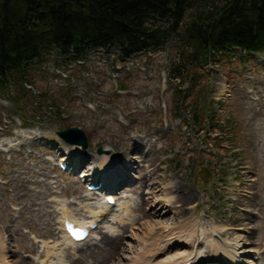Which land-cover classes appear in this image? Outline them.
Returning <instances> with one entry per match:
<instances>
[{"label":"rangeland","instance_id":"1","mask_svg":"<svg viewBox=\"0 0 264 264\" xmlns=\"http://www.w3.org/2000/svg\"><path fill=\"white\" fill-rule=\"evenodd\" d=\"M178 44L176 39L127 63L92 57L58 66L53 59L30 68L32 86L10 90L16 102L0 97V238L11 264H41L51 246L57 252L49 264H129L151 235L153 243L175 244L171 254L182 256L194 248L184 241L186 226L207 222L214 239L239 253V264H264V54L237 52L211 69L209 85L203 82L210 110L228 121L224 136L231 133L225 137L231 142L218 148L216 134L189 115L200 105L190 83L169 79ZM223 84L227 92L221 94ZM178 99L183 103L177 105ZM68 129H81L88 148L75 149L56 135ZM69 155L70 161L87 157L76 176L57 167ZM103 155L110 163L130 164L125 174L132 182L116 194L118 204L94 240L71 248L62 234L63 208L83 220L103 207L102 196L93 199L87 190L93 180L79 178L86 171L103 176ZM176 188L191 192L194 201L182 207ZM154 210L163 216L144 218ZM173 229L180 234L168 238ZM106 234L112 240L124 236L118 250L101 245ZM95 247L92 256L84 253Z\"/></svg>","mask_w":264,"mask_h":264},{"label":"trees","instance_id":"2","mask_svg":"<svg viewBox=\"0 0 264 264\" xmlns=\"http://www.w3.org/2000/svg\"><path fill=\"white\" fill-rule=\"evenodd\" d=\"M176 39L170 81L190 83L200 104L190 117L222 143L231 142L210 110L204 72L237 49L264 52V0H0V96L16 102L11 91L32 86L34 65L53 59L58 66L76 64L109 48L119 50L118 62H127Z\"/></svg>","mask_w":264,"mask_h":264},{"label":"bare ground","instance_id":"3","mask_svg":"<svg viewBox=\"0 0 264 264\" xmlns=\"http://www.w3.org/2000/svg\"><path fill=\"white\" fill-rule=\"evenodd\" d=\"M220 87H221L220 88L221 94H223L224 92H227V89H226L227 86L225 84L220 85ZM138 148L140 149V147ZM75 149L77 148L75 147ZM70 156L68 158V161L71 159ZM86 160H87L86 156H81L80 159H78V161H76V159H74L73 161H76V163L74 162L75 166H80L86 163L85 162ZM100 165L101 167H103L101 168L102 170L101 174L102 175L104 174V178L105 180H107L105 181L106 188L110 189L114 193L117 192V193L122 194L124 191H126V187L130 186V181L132 180L127 178L124 173L125 171H127V169L130 170V164H128L129 166L128 165L120 166L121 164L120 163L116 164L115 160L112 163H110L109 158L103 155L102 158L100 159ZM150 168H152V165H150ZM120 170H122V172L118 173L120 172ZM114 172L116 173V175H114L115 174ZM153 175H155V173H153ZM113 177L116 178L115 181L113 183H109V180H111V178ZM154 185L152 186L153 189H155ZM176 193H177L176 201L177 200L180 201L182 203V207L194 201L195 197L191 192L189 193L186 191L181 192L179 188H176ZM93 194L97 195L96 193H93ZM87 197L88 196L86 195L85 196L86 200H87ZM148 203L149 202L143 203V205L140 207V210L145 211L144 206H146ZM167 203L171 204V205L167 204V207H169V209L172 210L174 199L168 200ZM151 211L146 212V214L144 215V218L150 219L152 217H161L164 214L163 211H160V210L159 211L154 210L153 212ZM109 212H111L110 206L106 204L105 208L102 211H98V212L91 211V217H92L91 219L99 215H102V214L105 217V215H108ZM63 213H64V216L61 219V224H63V221L65 218H74L70 216L67 206H64ZM75 220L77 223L79 222V224L81 225L87 223L85 219H83V221H79L77 219ZM190 224H188L186 226V229L184 230L188 232V235H186V238L184 239V241L186 240L188 243H191L194 246V248H192L191 245L188 246L190 248V252L187 251L185 252V254L182 253V256L179 254L172 255L171 251L176 248L175 244L174 246L173 245L170 246V245H163V243L157 244L155 243V241L153 243V240H155L154 239L155 236L151 235V237L149 236L150 237L149 239L145 240L144 245L140 248L139 253L129 264H187L188 262L192 264H239V262L236 260V256L239 253L237 252L234 254L235 252L234 247L228 249L225 246V242H223V240L217 241L214 239L213 233L211 232V230L208 229V227H211L210 222H207V224L206 223L205 224H200V223L195 224L194 223V225H192V223ZM164 229L165 228H163L162 230ZM240 229H235V230H240ZM127 230L128 228L126 226L124 227L122 233H124L125 235L127 233ZM199 232H200V237L198 236ZM167 234H168L167 235L168 238H173V236L179 235L180 231L179 233H176V229H173V230L167 231ZM64 238L69 247H78L80 249H84V245L88 243L86 242L84 244H75L71 242L66 236H64ZM120 239H124V236H122ZM120 239L118 238L117 240H120ZM117 240H112V238L108 234H106V236L101 239V245L104 248L109 247L112 250H118L119 243H117ZM200 240L203 241V244L201 245V247H199ZM196 245L198 246L196 247ZM7 249L8 248L6 246L5 241H3V239L0 238V264H11L9 261V257H8L9 251ZM96 249L98 248L97 247H95V249L90 248L87 251H84V253L88 254L89 256H92L95 253ZM56 252H57V247L55 246H51L50 248L48 247V253L45 255V257L41 261V264H49L51 257ZM222 256L224 257L225 261L222 259ZM73 263L78 264L80 262L74 261ZM252 264H255V262H253Z\"/></svg>","mask_w":264,"mask_h":264},{"label":"water","instance_id":"4","mask_svg":"<svg viewBox=\"0 0 264 264\" xmlns=\"http://www.w3.org/2000/svg\"><path fill=\"white\" fill-rule=\"evenodd\" d=\"M58 135L72 145H82L84 149L88 148L86 135L80 130H68V132ZM99 153H102L101 150Z\"/></svg>","mask_w":264,"mask_h":264}]
</instances>
